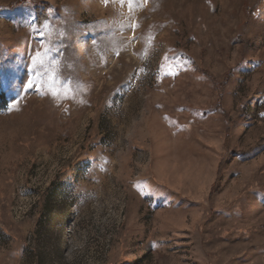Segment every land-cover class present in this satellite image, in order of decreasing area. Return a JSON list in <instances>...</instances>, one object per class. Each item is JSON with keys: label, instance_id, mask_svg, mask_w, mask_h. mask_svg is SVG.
I'll use <instances>...</instances> for the list:
<instances>
[{"label": "rangeland", "instance_id": "1", "mask_svg": "<svg viewBox=\"0 0 264 264\" xmlns=\"http://www.w3.org/2000/svg\"><path fill=\"white\" fill-rule=\"evenodd\" d=\"M0 264H264V0H0Z\"/></svg>", "mask_w": 264, "mask_h": 264}, {"label": "snow or ice", "instance_id": "2", "mask_svg": "<svg viewBox=\"0 0 264 264\" xmlns=\"http://www.w3.org/2000/svg\"><path fill=\"white\" fill-rule=\"evenodd\" d=\"M108 0H105V3H107ZM113 2H116V0H113ZM126 2V0H119V3L124 4ZM128 6L131 8L132 7V0H127ZM144 3H147V0H144ZM133 28L138 27V25L133 24L132 25ZM43 47V46H41ZM46 51L45 52H41V51H37L35 53V56L32 58V63H33V71L36 72L38 75H43L44 71H46V69L44 68V56L46 55ZM168 74L171 75H175V73L173 72H169ZM55 84V80H52V83L49 84V92L50 94L54 97V98H59L60 93L56 90L55 87H53V85ZM27 87L31 88L33 87V81L29 80L27 82ZM70 91L69 88H65V98H67V92ZM15 106V105H13Z\"/></svg>", "mask_w": 264, "mask_h": 264}, {"label": "trees", "instance_id": "3", "mask_svg": "<svg viewBox=\"0 0 264 264\" xmlns=\"http://www.w3.org/2000/svg\"><path fill=\"white\" fill-rule=\"evenodd\" d=\"M46 8H47V6H46ZM45 11H46L45 9L38 11V24H42L44 22V20L46 19Z\"/></svg>", "mask_w": 264, "mask_h": 264}]
</instances>
